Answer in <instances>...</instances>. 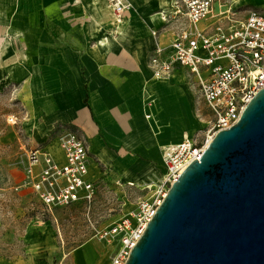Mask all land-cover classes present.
<instances>
[{
	"label": "crops",
	"instance_id": "1",
	"mask_svg": "<svg viewBox=\"0 0 264 264\" xmlns=\"http://www.w3.org/2000/svg\"><path fill=\"white\" fill-rule=\"evenodd\" d=\"M130 1L132 9L117 22L112 0H0L3 76L26 85L36 83L41 127L51 129L46 141L63 127L84 135L92 182L94 157L106 162L117 155L107 144L135 150L143 159L162 158L160 143L150 141L169 143L182 135L170 138L176 126L162 123L161 108L174 122L177 116L187 121L193 104L187 80L192 78L194 85L196 80L188 68L177 66L169 77L156 79L150 66L152 30L161 29V41L168 46L186 18L179 17L178 22L169 0ZM221 10L231 8L219 0L216 12ZM162 12L170 15L168 21ZM151 99L154 103L147 106ZM55 136L52 144L36 147L63 162ZM3 264L105 263L94 245L84 244L57 263L53 258L28 257Z\"/></svg>",
	"mask_w": 264,
	"mask_h": 264
},
{
	"label": "built area",
	"instance_id": "2",
	"mask_svg": "<svg viewBox=\"0 0 264 264\" xmlns=\"http://www.w3.org/2000/svg\"><path fill=\"white\" fill-rule=\"evenodd\" d=\"M174 16L186 18V25L166 46L161 29H153L155 47L150 66L156 79L169 77L177 66L188 68L195 87L213 114L204 141L189 132L162 147L165 175L156 197L143 201L138 227L129 219L99 231L107 239L118 238L120 248L111 264H125L131 249L143 234L147 223L162 203L170 185L195 159H200L213 136L240 119L244 107L264 88V12L250 10L245 18L235 19L231 10L216 12L219 0H169ZM114 18L132 9L130 0H112ZM168 21L170 15L162 12ZM216 18V19H215ZM215 19L213 22H210ZM189 24V26H188ZM147 117H151L150 114ZM63 152L61 162L43 147L27 152V181L48 207L69 205L84 200L91 203L96 190L88 179L89 155L86 138L79 131L60 128L55 136Z\"/></svg>",
	"mask_w": 264,
	"mask_h": 264
},
{
	"label": "rangeland",
	"instance_id": "3",
	"mask_svg": "<svg viewBox=\"0 0 264 264\" xmlns=\"http://www.w3.org/2000/svg\"><path fill=\"white\" fill-rule=\"evenodd\" d=\"M221 2L231 8L235 19L245 18L250 10L264 12V0ZM187 81L193 98L188 120L177 116L174 122L164 108L160 110V117L163 124L176 126L170 138L189 131L194 139L202 142L210 130L213 114L199 97L192 78L188 77ZM34 91L39 93L36 83L8 81L0 67V262L37 257L53 258L57 263L75 248L91 244L107 264L117 254L120 240L102 237L99 231L125 218L132 227H138L142 202L152 201L163 181V159H143L135 150L107 144L117 155L113 161L106 162L94 157L96 169L92 177L96 194L93 201L46 206L27 181V152L37 145L52 144L54 141L50 140L55 134L45 140L51 129L41 127L39 97ZM152 103L154 99L147 106ZM171 130L163 129L157 134ZM150 142H159L162 149L167 141Z\"/></svg>",
	"mask_w": 264,
	"mask_h": 264
},
{
	"label": "water",
	"instance_id": "4",
	"mask_svg": "<svg viewBox=\"0 0 264 264\" xmlns=\"http://www.w3.org/2000/svg\"><path fill=\"white\" fill-rule=\"evenodd\" d=\"M125 264H264V88L170 185Z\"/></svg>",
	"mask_w": 264,
	"mask_h": 264
},
{
	"label": "bare ground",
	"instance_id": "5",
	"mask_svg": "<svg viewBox=\"0 0 264 264\" xmlns=\"http://www.w3.org/2000/svg\"><path fill=\"white\" fill-rule=\"evenodd\" d=\"M119 22H121V21H119Z\"/></svg>",
	"mask_w": 264,
	"mask_h": 264
}]
</instances>
